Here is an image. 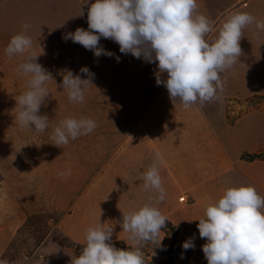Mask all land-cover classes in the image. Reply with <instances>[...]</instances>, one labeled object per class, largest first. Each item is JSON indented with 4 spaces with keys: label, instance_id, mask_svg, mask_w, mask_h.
Instances as JSON below:
<instances>
[{
    "label": "rangeland",
    "instance_id": "1",
    "mask_svg": "<svg viewBox=\"0 0 264 264\" xmlns=\"http://www.w3.org/2000/svg\"><path fill=\"white\" fill-rule=\"evenodd\" d=\"M45 1V7H41L37 1L36 4H24L25 7L20 6L18 9L28 8V11H18L17 14H5V6L0 5V45H7L13 35L23 31L24 24H29L30 28L25 34L32 38L33 47L38 40L46 41L48 43L43 44L41 49L54 44L51 46L54 51L66 54L54 56L62 57L61 62L68 67L84 64L94 67L97 62L95 57L90 58V54L93 57L92 51L72 42L71 39L66 41L63 38L66 34L75 32L78 27L88 29L86 8L90 3L84 8L80 1L87 0ZM90 2L94 3L95 0ZM237 2L238 0H197V11L208 18L213 29L218 23L216 29L207 37L208 40L215 39L220 26L231 13L248 12L263 20L264 0H248L243 6L234 9ZM76 10H80L82 16L74 15ZM227 11L230 13H226ZM253 30L254 24L246 27L243 37L246 38V34ZM242 39L240 46H245ZM60 40H64V43ZM54 41L56 42L53 43ZM261 42L264 44V38H261ZM76 48L90 54L81 53L78 60L72 54V49ZM261 54L262 58L257 54L253 55V52L246 56L242 54L233 67L236 74L229 77H235V81L243 85L239 93L247 95L255 89L257 92L248 99L234 100L229 97L225 101L229 121H234L244 110L264 112V87L258 86L264 81V71H259L261 63L264 66V52ZM14 58L19 59V55L9 59L7 55L0 54V260L6 259L9 264H70L71 258L81 254L84 241L75 242L69 232L77 237L79 234L83 237L84 233L72 227L70 222L73 221H69V218L75 214L73 212L77 209L76 206L78 211L81 208L88 214L92 203H88L86 195L93 191V185L99 184V188H96L98 196L105 202L110 193L116 196L120 194L114 201L116 212L113 211L112 216L115 219H111L112 223L115 222L113 245L118 249L127 250L132 241L129 240V233L123 238L119 235V231L123 233L122 212L139 208L144 204H140L141 200L145 198L137 192L136 200L124 208V188L117 183L112 182L114 186L109 184L107 178H102L99 174L104 167L102 165L111 160L110 156L117 144L132 135L131 130L136 127L137 121H142L139 118L141 105L130 97L129 91H125L127 88L124 90L122 86L107 87L103 84L90 86L85 92L83 103H71L67 93L60 87L63 80L60 73L73 70L63 65L57 68L58 64L52 61L53 65L46 70L52 74L54 80L47 84L50 94L39 113L48 116L49 129L38 133L22 128L14 120L15 97L27 90L28 77L17 75L18 64H10V60ZM41 60L44 59L39 61ZM6 61L9 62L8 66ZM229 77L222 76L223 79L227 78L226 81ZM81 116L95 120L96 128L90 134L70 140L62 147L52 144V130L61 120ZM257 154L264 157V149ZM69 170L71 175H58ZM97 176L101 177L99 182L96 181ZM215 197L200 203L203 211L206 204ZM169 199L166 197L158 205L168 220L166 227L160 232L161 245L151 242L142 245L146 264H208L202 251L203 240L198 238L199 230L195 228V215L191 211L187 212L186 205H181L182 210L172 211L167 204ZM194 199L190 198L188 203L193 205ZM195 205L199 203L196 202ZM66 224L69 225L67 228L64 227ZM189 239L193 240L195 247L184 250L183 243Z\"/></svg>",
    "mask_w": 264,
    "mask_h": 264
},
{
    "label": "clouds",
    "instance_id": "2",
    "mask_svg": "<svg viewBox=\"0 0 264 264\" xmlns=\"http://www.w3.org/2000/svg\"><path fill=\"white\" fill-rule=\"evenodd\" d=\"M89 3L88 29L78 27L63 38L93 51L96 57L114 55L100 45L104 38L117 43L123 54L158 62L156 84L166 87L171 101L179 102L185 109L219 98L218 92L224 89L221 74L240 59V41L246 27L254 24L258 39L264 32V20L248 12H235L227 16L215 39L208 40L213 28L208 18L197 11V0H87ZM22 27L23 31L13 35L5 48L9 59L25 56L16 72L28 77L27 90L15 97L14 120L22 128L44 133L49 129V118L39 113L50 94L47 84L54 78L37 62L39 55L33 49L32 38L25 34L30 25ZM80 72L87 78L74 75L71 70L60 73V87L71 103H83L85 92L93 85L94 73L87 66ZM165 73L167 79L162 78ZM96 126L95 120L87 116L67 117L52 130L50 139L62 147L90 134ZM154 157L143 173V188L155 195L139 208L122 212L121 227L129 233L131 247L118 249L110 242L112 227L104 223L89 226L82 252L71 258L70 264H146L142 245H161L160 232L168 220L158 207L167 195L159 168L166 161L158 150ZM66 174L71 175V171L58 173ZM198 221L200 238L207 241L202 251L208 264H264V197L254 186L225 188L215 202L206 204ZM194 247L192 239L183 243L184 250ZM0 264L9 262L4 259Z\"/></svg>",
    "mask_w": 264,
    "mask_h": 264
},
{
    "label": "crops",
    "instance_id": "3",
    "mask_svg": "<svg viewBox=\"0 0 264 264\" xmlns=\"http://www.w3.org/2000/svg\"><path fill=\"white\" fill-rule=\"evenodd\" d=\"M35 1L40 2L41 7L46 6L45 0ZM35 1L0 0V5L5 6V14L8 12L17 14L18 11L20 13L28 11V8L18 9L20 6L25 7L23 5L27 3L36 4ZM247 1L238 0L234 4V9L237 6H243ZM80 2L82 7H87V1ZM231 5L233 6V3ZM88 6L86 8L87 13L90 4ZM228 11L226 13H230ZM74 15L82 16L80 10H76ZM262 18L264 20V16ZM217 25L218 23L213 30L216 29ZM256 30L255 28L251 33H247L246 38H241L242 42L245 43V46H241L244 56L253 52V55L257 54L262 58L261 53L264 52V44L261 42V38H264V32H260L258 39L254 32ZM60 41L64 43V40ZM46 43L48 42L38 40L33 47L35 53L40 56L38 58L44 59L41 61L39 59L37 62L45 69L51 68L50 65H53L52 61H54L58 64L57 68L59 65L66 68L71 67L74 75L79 74L82 78H87L85 74L80 72L82 67L87 66L90 72L94 73L93 84L120 88L122 86L124 90L127 88L125 91L127 93L129 91L130 97L141 105L142 112L139 118L142 121H137L136 127L131 130L132 132L130 131L132 135H128L121 140L119 145L117 144L110 156L111 160L102 165L104 167L99 174L102 178L106 177L109 184L117 183L124 188L122 194V201L125 199L123 203H126L124 208L136 200L137 192L145 198L141 200L140 204L148 202L149 197L155 195L152 191L144 190L143 173L153 163L154 153L157 150L162 153L166 161L160 166L159 173L167 192L166 197L170 198L167 204H169L170 209H173L172 211L182 210L181 205H186L187 212L191 211L195 215L196 229L199 223L198 219L204 214L203 206L200 203H205L207 198L211 199L216 196L211 201L215 202L227 187L241 184L252 185L258 194L264 197V157L249 159L244 156L245 154L261 152L264 149V112L248 109L242 111L234 121L228 120L229 114L225 101L229 97H233L234 100H244L257 92L255 89L253 93L247 95L239 93L243 85L237 83L235 77H229L236 74L234 66L221 74V78L222 76L229 78L228 81H226L227 78H222L224 89L222 92H218V99L204 104L197 103L185 109L179 102L174 104L171 101L166 87L156 84L158 62L150 63L143 58L137 59L131 54H123L117 47L119 45L112 40L104 38L100 40V45L104 49L114 53L111 57L107 55L96 57L93 51V57H91L90 53L81 52L79 48L72 49L73 56L78 60L81 53L90 54L91 59L95 57L97 63L94 67L91 64L68 67L61 62L62 57L54 56L66 55L63 54L64 52L54 51L51 48L54 44H51L49 48L41 49ZM6 46L0 45V54L6 55ZM117 56L120 58L119 61L116 59ZM24 59L25 56L19 55V59L10 60V64L19 65ZM261 61L263 62V60ZM8 63L6 61L7 66ZM261 66L259 71H264L262 63ZM148 68L149 72H147ZM142 71L144 72L143 75ZM241 72L243 73V70ZM162 78L167 79V74L165 73ZM258 86L264 87V81ZM127 100L129 99L127 98ZM241 103L243 104V102ZM237 105L240 106V104ZM129 136L130 138H128ZM101 177L97 176L96 181L99 182ZM99 185H93L94 187L91 189L93 191L86 195L89 200L88 203H92V209H88L90 213L83 212L81 208L78 211V206H76L77 209L73 212L75 214L69 218V221H73L70 222L72 227L81 230L82 234L85 233L87 227L96 226L100 223L112 227L114 231L115 222L112 223L111 219H115L112 214L113 211L114 213L116 211L113 206L120 194L116 196V194L110 193L105 202L98 196L99 192L96 188H99ZM182 195L187 197L186 202L179 200ZM190 198H195L193 205L188 203ZM196 202L199 205H195ZM67 226L69 225H64L66 228ZM69 234L75 242L84 241L85 243L84 234L83 237L80 234L78 237L70 232ZM126 234L127 232L119 231L122 238ZM198 238L202 239L200 235ZM202 240V245H204L205 239ZM110 242L113 244L114 236Z\"/></svg>",
    "mask_w": 264,
    "mask_h": 264
},
{
    "label": "trees",
    "instance_id": "4",
    "mask_svg": "<svg viewBox=\"0 0 264 264\" xmlns=\"http://www.w3.org/2000/svg\"><path fill=\"white\" fill-rule=\"evenodd\" d=\"M244 156L249 158V159L261 158V155L257 154V153H255V154H245Z\"/></svg>",
    "mask_w": 264,
    "mask_h": 264
},
{
    "label": "built area",
    "instance_id": "5",
    "mask_svg": "<svg viewBox=\"0 0 264 264\" xmlns=\"http://www.w3.org/2000/svg\"><path fill=\"white\" fill-rule=\"evenodd\" d=\"M179 200L181 202H186L187 201V197L185 195H182V196H180Z\"/></svg>",
    "mask_w": 264,
    "mask_h": 264
}]
</instances>
